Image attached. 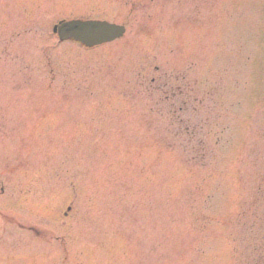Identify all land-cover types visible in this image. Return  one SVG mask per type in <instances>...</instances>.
I'll return each mask as SVG.
<instances>
[{"label": "rangeland", "instance_id": "rangeland-1", "mask_svg": "<svg viewBox=\"0 0 264 264\" xmlns=\"http://www.w3.org/2000/svg\"><path fill=\"white\" fill-rule=\"evenodd\" d=\"M0 264H264V0H0Z\"/></svg>", "mask_w": 264, "mask_h": 264}, {"label": "water", "instance_id": "water-1", "mask_svg": "<svg viewBox=\"0 0 264 264\" xmlns=\"http://www.w3.org/2000/svg\"><path fill=\"white\" fill-rule=\"evenodd\" d=\"M125 33L122 26L98 21H71L58 27V35L62 40H75L86 47L98 46L112 42Z\"/></svg>", "mask_w": 264, "mask_h": 264}]
</instances>
